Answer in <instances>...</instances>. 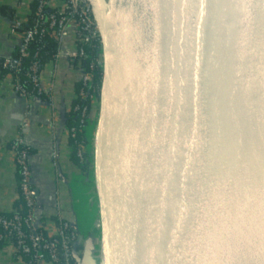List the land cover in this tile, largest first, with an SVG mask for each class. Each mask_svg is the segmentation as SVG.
<instances>
[{"label":"water","instance_id":"1","mask_svg":"<svg viewBox=\"0 0 264 264\" xmlns=\"http://www.w3.org/2000/svg\"><path fill=\"white\" fill-rule=\"evenodd\" d=\"M90 1L105 60L92 163L100 233L62 179L76 264H229L236 215L264 209V0ZM112 2L128 25L123 73ZM69 110L58 134H69Z\"/></svg>","mask_w":264,"mask_h":264},{"label":"built area","instance_id":"2","mask_svg":"<svg viewBox=\"0 0 264 264\" xmlns=\"http://www.w3.org/2000/svg\"><path fill=\"white\" fill-rule=\"evenodd\" d=\"M58 1L61 5L59 8L53 5V0H37L36 9L28 21L29 23L14 19L11 24V35H20L21 44L16 57L4 59L1 62L0 76L4 72L5 75L12 76L16 94L28 103L34 96L43 95L41 76L44 65L41 62L40 51L33 52L31 49L35 42H42L48 36L54 37L58 44L54 62L66 57L74 65L75 63L79 65L81 61L91 58L86 52L85 46H89L95 41H99L101 44L100 29L91 1ZM71 28H74L75 49L66 48ZM101 51L97 56L99 67L103 57ZM26 62L29 64L28 69ZM90 69L93 70L94 67L91 66ZM25 73L26 77L23 78L21 75ZM82 73V86L90 91L91 76L85 70ZM81 95L88 97L89 92H82ZM75 111H80V108L77 107ZM87 113V109L81 111L80 125L78 126L85 130L88 129L85 127V123L89 122ZM30 127L29 113H26L21 130L11 144V149L16 155L15 160L20 176L19 193L25 213L17 211L11 215H0V242L12 243L16 258L24 261V264H74L73 247L78 235L64 220L59 204L56 208L55 233L50 234L48 231L44 233L41 231L42 228H37L39 214L30 163L32 148L25 138V132ZM77 131L78 128L75 126L69 128V134L73 139L76 138ZM84 155L85 152L83 153L81 149L77 151V158L81 163L85 161ZM57 157L55 154L56 159ZM86 174L75 176L73 182L76 186ZM40 222L43 224L42 219Z\"/></svg>","mask_w":264,"mask_h":264},{"label":"crops","instance_id":"3","mask_svg":"<svg viewBox=\"0 0 264 264\" xmlns=\"http://www.w3.org/2000/svg\"><path fill=\"white\" fill-rule=\"evenodd\" d=\"M33 1L0 0V7L8 6L15 11V19L27 23L34 12ZM53 1L55 7H61L58 0ZM13 20L0 15V59H10L18 53L21 37L10 33ZM66 48H76L74 28L69 31ZM81 79L80 68L66 57L49 63L41 76L43 95L28 103L16 94L12 76H0V215L17 212L20 176L11 144L21 130L26 113H29L31 122L25 138L32 148L30 163L33 184L46 201L45 211L41 213L43 218L40 219L56 214L59 203L66 204V214H70L68 204L71 191L62 179H74L75 170L70 162L67 134H58L57 128L62 121L61 111H68L78 97L77 85ZM47 229L50 234L56 231L53 227ZM0 264H24V261L16 258L12 243L0 242Z\"/></svg>","mask_w":264,"mask_h":264},{"label":"trees","instance_id":"4","mask_svg":"<svg viewBox=\"0 0 264 264\" xmlns=\"http://www.w3.org/2000/svg\"><path fill=\"white\" fill-rule=\"evenodd\" d=\"M37 5V0H34L32 3V9L35 10ZM0 15L3 17H7L9 19H15L16 18V13L13 9H10L8 6L3 5L0 7ZM29 23V22H27ZM86 52L90 55V59L88 60H83L81 61V65L78 63H75V65L79 68L82 69V72H85L91 76V89L88 91L87 89H84L82 86V79L77 85V92H78V97L77 99L72 103V106L70 107L69 112L66 113V119H67V127L68 129L70 127H77V135L76 138H72L70 134L66 133V139L68 143V147L70 148V162L73 167V169L76 171H80L81 173H87L88 171L92 170L93 166L89 157V152L88 148L90 147V140L88 139V134H89V129L94 127V124L96 123V115L99 112V107L97 105V102L100 101V93H101V87H102V81H103V71L101 68L98 66L97 63V56L99 52L101 51V44L99 41H95L89 46L84 47ZM32 51L39 50L40 51V56H41V62L44 65V67L49 64L54 62V58L57 54L58 51V44L55 40L54 37H47L45 40L42 42H35L32 47ZM17 54L15 55V57ZM4 59H0V64ZM28 62H26V66L28 69ZM93 66L94 69L91 70L90 67ZM5 75V72L3 73V76ZM23 78L26 77V73L21 75ZM83 77V73H82ZM85 90V91H84ZM82 92L88 93V97H83L81 95ZM41 97V96H36ZM44 97V96H43ZM92 97V98H91ZM35 98V96L33 97ZM96 100V101H95ZM80 108V111H75L76 108ZM83 109H87L88 111V123H85V129H81L78 126L79 121L81 119L80 114ZM92 119V120H91ZM87 150L85 152V161L84 163H81L79 158H77V151L78 150ZM90 149V148H89ZM32 153V152H31ZM68 180V178H66ZM18 212L20 213H25L24 207H23V201L20 197L19 201L16 203V208ZM40 215L41 213L38 212ZM41 218V215H40ZM44 223L42 224V232H47V228H55L57 225V216L56 214L52 215H46L44 219ZM83 247H79V251H82ZM76 264V262L74 263Z\"/></svg>","mask_w":264,"mask_h":264},{"label":"bare ground","instance_id":"5","mask_svg":"<svg viewBox=\"0 0 264 264\" xmlns=\"http://www.w3.org/2000/svg\"><path fill=\"white\" fill-rule=\"evenodd\" d=\"M123 3L125 6V0H122L121 5H123ZM110 10L109 21L112 27L114 45L116 47V61L119 62L120 69L122 71L121 73H123L125 65V53L123 52L120 35H122L121 33L125 31L128 25H123V23H125V21L122 20L123 14L116 12L117 6L115 2H112ZM123 10L124 12H127L125 7ZM123 19H125V17ZM119 22L121 23L119 24ZM104 64L105 60L102 57L103 67ZM98 126L99 123L96 125L95 141L92 145L94 148L93 153H95L98 145ZM92 178L96 180L95 173H93ZM90 196L94 197V200H97L96 193L95 195L91 193ZM76 205L78 213H80L82 216L80 208L81 203L79 206L78 203ZM232 236L233 240L228 249L229 264H264V209H260L259 207H251L246 209V211L241 213L239 212L236 215V222ZM98 252L100 255V261H103L102 246H100Z\"/></svg>","mask_w":264,"mask_h":264},{"label":"rangeland","instance_id":"6","mask_svg":"<svg viewBox=\"0 0 264 264\" xmlns=\"http://www.w3.org/2000/svg\"><path fill=\"white\" fill-rule=\"evenodd\" d=\"M101 44H102V39H101ZM102 48H103V45H102ZM102 48H101V50H102ZM101 53H102V51H101ZM102 56H103V54H102ZM95 132H96V126L89 129L88 139L90 140V147H89L90 149L88 148V152H89V157H90L91 163H93V159H94V153H93L94 148L92 147V145L95 141ZM82 151L84 153L87 150L85 149ZM92 171H93V168H92V170L88 171L87 174L85 175L84 179L80 180L79 184L77 186H75V188H77L75 190V197L77 199L76 204L78 203V205H79L81 203V213H82L81 218L85 219L86 222L90 223L91 228L95 231L94 235H96V237L97 236L99 237L100 223L98 221V219H99V217H98V215H99L98 201L94 200V197L90 196L91 193H93L94 195L96 193L95 183H94V180L92 178L93 175L91 174ZM74 185H75V182H74ZM99 257H100V255H99ZM99 262L101 263L100 260H99Z\"/></svg>","mask_w":264,"mask_h":264}]
</instances>
